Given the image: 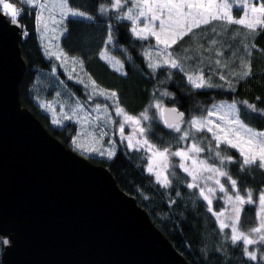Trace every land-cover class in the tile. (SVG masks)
Segmentation results:
<instances>
[{"label":"snow or ice","instance_id":"snow-or-ice-1","mask_svg":"<svg viewBox=\"0 0 264 264\" xmlns=\"http://www.w3.org/2000/svg\"><path fill=\"white\" fill-rule=\"evenodd\" d=\"M17 2L35 9L37 31L41 33L42 40L48 39L50 45L45 50V55L49 58L54 57L60 62L61 67L66 68L71 63V72L77 75H69V79H76L77 83L84 85L88 90V100L102 97L104 101L113 102V110L116 116L121 118L115 122L118 124L121 140L127 142L128 151L145 153L143 157L147 161L145 171L154 177L155 183L161 188H169L173 177L177 175V168L185 173L190 178L187 188L198 190L199 198L206 203L207 211L216 218L224 239L230 240L233 246L242 242L243 255L248 261L264 262V185L258 192H254L251 187L242 188L227 167L230 164H239L240 172L258 169L264 173V130L252 127L242 120L241 108L238 105H243L250 112L261 116H264V109L257 108L254 103L247 100L233 99L231 102L213 103L199 115H192L186 119L185 113L179 111L177 107L169 108L165 105L163 98L173 95L165 90L160 92V98L155 99L149 106L156 109L154 116L149 115L148 108L139 116L130 115L120 106L115 91L101 88L91 76H88V82H85L79 75L84 73L83 60L75 56L70 57L60 47V38L68 32L66 22L69 18H80L93 24L97 18L71 6L70 0H16V2L0 0V16L8 17L11 23L18 27L20 26L18 18L21 17L23 9L16 6ZM97 11L101 17L130 22L131 35L137 40H155V44L149 43L143 50L147 66L153 73L163 67L177 69L184 73L187 82L197 90L223 87L224 85L213 82L212 74L215 73L227 84L228 90L235 91V83L251 75L250 58L256 45L253 43L249 47L247 43H242L243 52L249 58L248 62H242V73L232 71L227 74L225 73L229 64L222 60L223 49H216L214 63L217 68L206 74L202 67L187 70L185 61L191 60L192 57L178 56L172 51L174 45L185 36L193 34L194 30L213 22L223 23L225 31H228L231 25L241 26L245 30V39L248 37L254 39L256 34L264 32V0H109L107 3H100ZM234 12L240 14L236 15ZM107 27L108 32L103 43L110 46L114 40V29L111 23ZM212 31H216L214 26ZM49 33L52 34L50 38ZM23 34L27 35V32ZM217 43L216 39L209 41L204 52H210ZM53 46L55 50H52ZM107 53V47L103 48L99 53L100 58L111 63L115 71L126 75L123 73L124 64ZM232 55L235 56L236 53ZM55 70L54 67L53 72ZM230 77L238 79L233 83ZM41 107H47L55 112L52 102L42 103ZM109 107L108 103H94L92 111L107 114ZM154 119L178 134V146L174 150L171 145L160 147L149 138L151 121ZM63 121L75 122L80 126L77 136H83L87 132L93 144H99V147H86L77 143V138L73 137L72 142L78 150L90 155L106 156L108 159L115 157L114 141L109 139L108 146L103 143L108 133L100 128V134L97 136L96 129L99 125H93L89 129L93 121L112 123L110 115L92 116L91 112L85 110V104L77 101L74 107H70V111L65 110L64 104L60 105V113L52 123L59 125ZM126 126L132 129L128 134H125ZM229 149H234L239 154V159L226 154ZM205 153L206 155H202ZM173 158H178V163L174 162ZM176 195L179 196L180 193L177 192ZM217 200L223 202V207L219 211L213 207ZM246 205L256 208V226L244 230L241 220ZM225 229H230L231 234L225 233ZM253 245L261 247L250 249L249 246Z\"/></svg>","mask_w":264,"mask_h":264},{"label":"trees","instance_id":"trees-1","mask_svg":"<svg viewBox=\"0 0 264 264\" xmlns=\"http://www.w3.org/2000/svg\"><path fill=\"white\" fill-rule=\"evenodd\" d=\"M107 2L109 0H70L71 6L92 14L97 20L93 24L80 18H69L66 22L68 32L60 38V47L70 57L75 56L83 60L87 78L91 76L101 88L115 91L120 106L128 114L139 116L145 108H148L149 115L154 116L156 109L149 106L155 99L160 98V92L165 90L173 94L171 97L163 98L165 105L178 107V110L185 113L186 119L192 115H199L213 103L231 102L233 99L247 100L249 103H254L257 108L264 109V32L256 34L254 39L251 37L245 39V30L241 26L231 25L229 30L225 31L223 23L213 22L194 30L193 34L185 36L174 45L172 51L178 56L192 57L191 60L185 61L187 70L202 67L206 74L217 68L214 63L217 48L223 49L222 60L229 64L225 74L232 71L242 73L241 64L247 63L249 59L243 52L242 43H247L249 47L253 43L256 45L252 49L250 58L251 75L240 80L239 83H235L238 77H230L235 83V91L228 90L227 84L215 73L212 74L213 82L224 85L223 87L197 90L187 82L184 73L177 69L163 67L153 73L147 66L143 50L147 44H155V41L135 39L131 35V25L128 21L101 17L97 9L100 3ZM16 6L23 9L18 19L20 27L27 32V35L23 34L19 43L20 55L26 62L24 74L18 85L20 101L24 108H28L41 120L48 131L63 141L67 147L79 153L69 139L71 133L67 134L65 129L73 127L74 123L69 121L65 126L53 127L48 120V114L42 110L41 104L58 95L67 99L77 97L84 102H89L88 90L82 84L69 79L58 65L59 62L44 54L36 34L35 9H30L19 2ZM234 14L240 13L234 12ZM109 23L114 29L112 45L117 48L123 47L124 54L121 50L115 51L114 54L120 57L126 75L114 71L99 55L101 49L105 48L103 41L106 38ZM213 26L216 29L215 32L212 31ZM238 30L239 34H237ZM212 39L217 40V45L210 52H204V48L208 47ZM185 49L188 51L186 52ZM234 52L235 56L232 55ZM54 67L55 72H53ZM95 100L99 101L100 97H95ZM238 106L241 108L242 120L252 127L264 130V116L250 112L243 105ZM149 138L160 147L171 145L174 150L178 146V134L164 127L156 119L151 121ZM226 154L239 159V154L234 149H229ZM83 155L91 162L107 167L119 184V188L141 204V207L150 214L151 221L174 244V248L183 254L188 263L264 264L259 260L248 261L243 255L242 243L238 242L236 246H233L230 240L224 239V234L220 232L215 217L207 211L206 203L199 198L198 190L187 188L186 185L190 179L178 168L171 187L161 188L145 171V161L142 159L141 152H130L126 147L118 146L113 159L96 156V154ZM227 167L232 176L238 179L242 188L251 187L254 192H258L264 185V173L258 169H246L245 172H240L239 164H230ZM177 192L180 193L179 196L176 195ZM214 204V209L219 210V202ZM241 226L244 230L256 226L254 206H245ZM224 232L229 235L227 230ZM6 246L3 238L0 237V264H4L1 256ZM259 247L261 246L255 245V249ZM217 249L220 250L217 251Z\"/></svg>","mask_w":264,"mask_h":264},{"label":"water","instance_id":"water-1","mask_svg":"<svg viewBox=\"0 0 264 264\" xmlns=\"http://www.w3.org/2000/svg\"><path fill=\"white\" fill-rule=\"evenodd\" d=\"M23 32L0 16V237L11 240L1 261L190 264L106 166L67 147L23 107Z\"/></svg>","mask_w":264,"mask_h":264},{"label":"rangeland","instance_id":"rangeland-1","mask_svg":"<svg viewBox=\"0 0 264 264\" xmlns=\"http://www.w3.org/2000/svg\"><path fill=\"white\" fill-rule=\"evenodd\" d=\"M35 19H36V11H35ZM35 29H37V25H36V28ZM36 34H37V38L39 40L41 49L44 51V54H45V50L50 47V45L48 44V39L42 40L41 39V33L38 32V31H36ZM51 35L52 34L49 33V37L48 38H50ZM57 35H59V34L57 33ZM60 41H61V39H60ZM60 41H59V43H60ZM105 47H107V49H108V53H107L108 55L114 56L117 60H120L121 61L120 57H117L114 54V52L115 51H118V50L119 51L121 50V52H123V47H118L117 48V47L113 46L112 44L110 46H105ZM52 50H55V47L54 46L52 47ZM123 54H124V52H123ZM52 59L55 60L56 62H59L54 57ZM103 61L106 62L108 64V66H110L114 70V67H113V65L111 63H109L106 60H103ZM58 65H60V62H59ZM71 68H72L71 63H69L66 68L65 67H61V69L65 71L66 75H68V76L69 75L76 76L77 75L76 73H72L71 72ZM124 69L125 68H123V73H124ZM116 72L117 73H121V72H118V71H116ZM79 75H80L81 78H83L85 80V82H88V78L84 75V73H80ZM72 80H75L76 81V79H72ZM87 98H88V96H87ZM77 101H79L80 103H84L85 104V110L88 111V112H91V115L92 116H97V115H110L112 117V121H113L112 123H102L101 121H93V124L92 125H89V129H91L93 125H99V127L96 129V135L97 136L100 134V128H103V130L108 133V135L105 136L104 137V140H103V143H104L105 146H108L107 145V141L109 139H111V140L114 141L115 147H118L119 146V147H122V148L123 147H126L127 148V142L121 140V137H120L119 131H118V124L115 123L116 121H119L121 118L118 117V116H116V114H115V112L113 110L114 105H113V102L112 101H104V99L102 97H100V100L99 101L95 100V98H94V100H91V101L89 100V102H84L80 98H77V97H70V99H67V98H62L61 95H58L57 97H54L52 99L50 98L47 101H45V102H52L54 104L55 112H53V110H51V109H48L47 107H41V108H42V110L45 113L48 114L47 115L48 116V120H49L50 123H52V120L55 119V118H57V114L60 113V105L61 104H64L65 105V110L66 111H70V107H74ZM228 102H230V101H228ZM94 103H102V104L103 103H108L110 105L109 110H108V113L107 114H102V113L93 112L92 111V108L94 106ZM217 103H219V102H217ZM68 122L69 121H63L59 125H56V124H53L52 123L53 124L52 126L57 128V127H60V126H65ZM71 122H73V121H71ZM73 123H74V126L73 127H67V128H65L67 134H70L71 133L70 134V137H69V139H70L71 142L73 141V137H76L77 138V143L83 144L86 147H88V146H96V147H99V144L98 143L93 144L92 138L90 136H88L87 132H85L83 136H77V131L80 128V126L78 124H76L75 122H73ZM131 130H132L131 127L126 126L125 127V134H128L129 132H131ZM73 146H74V148L79 153H81V154L82 153L83 154H87V153H84V152L78 150L75 147L74 144H73ZM141 153H142V159L145 161V163H144V169H145V166H146L147 161H146V159L143 158L145 156V153H143V152H141ZM87 155H90V154H87ZM202 155H204V154H202ZM96 156H100V155L99 154H96ZM173 160H174V162L178 163V158H173ZM152 178L154 179V177H152ZM216 202H219V204H220L219 210H220L221 207H223V202L220 201V200H217L214 203H216ZM214 205H213V207H214ZM214 210H216V209H214ZM219 210H216V211H219ZM225 230L228 231L229 235L231 234L230 229H225ZM2 238H3V241H7V243H5L6 245H9L11 243V240H9L8 237L2 236ZM240 243H242V242H240ZM249 248L250 249H254L255 248V245L249 246Z\"/></svg>","mask_w":264,"mask_h":264}]
</instances>
